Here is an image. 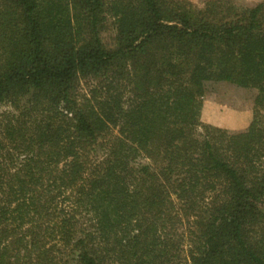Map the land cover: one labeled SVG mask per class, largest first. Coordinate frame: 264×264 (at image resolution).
<instances>
[{"label":"trees","instance_id":"16d2710c","mask_svg":"<svg viewBox=\"0 0 264 264\" xmlns=\"http://www.w3.org/2000/svg\"><path fill=\"white\" fill-rule=\"evenodd\" d=\"M0 264H264V0H0Z\"/></svg>","mask_w":264,"mask_h":264},{"label":"rangeland","instance_id":"374dc122","mask_svg":"<svg viewBox=\"0 0 264 264\" xmlns=\"http://www.w3.org/2000/svg\"><path fill=\"white\" fill-rule=\"evenodd\" d=\"M197 6H201L204 0H190ZM231 3L240 6L251 7L256 5L261 0H228ZM112 34L106 33L103 35V40L111 41ZM252 112L250 110L237 111L232 110L224 105L217 103L213 97L205 96L203 99V106L201 111L200 121L203 125H210L213 127L238 130L247 127L251 121ZM98 156L101 157V151H98Z\"/></svg>","mask_w":264,"mask_h":264}]
</instances>
